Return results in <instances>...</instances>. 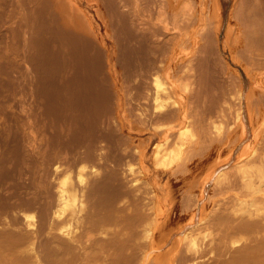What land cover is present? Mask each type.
<instances>
[{"label":"bare ground","instance_id":"bare-ground-1","mask_svg":"<svg viewBox=\"0 0 264 264\" xmlns=\"http://www.w3.org/2000/svg\"><path fill=\"white\" fill-rule=\"evenodd\" d=\"M7 1L0 14L6 3L10 14L20 11L30 46L46 37L49 69L44 82L30 63L29 75L22 72L31 79L21 77L30 91L22 83L18 96L27 123L4 116L12 96L0 92V264H264V127L227 168L219 159L247 125L264 120V0H236L224 25L223 16L185 10L168 19L159 7L151 20L174 30L178 46L183 27L208 25L187 57L145 28L147 0L103 3L112 13L111 48L85 14H64L50 0H17L15 11ZM137 128L149 134L135 143L126 131ZM208 169L216 171L212 195L201 188ZM144 170L151 181L139 177ZM164 171L165 198L178 191L180 215H198L173 246L161 240L172 212L158 207L154 191Z\"/></svg>","mask_w":264,"mask_h":264},{"label":"rangeland","instance_id":"rangeland-1","mask_svg":"<svg viewBox=\"0 0 264 264\" xmlns=\"http://www.w3.org/2000/svg\"><path fill=\"white\" fill-rule=\"evenodd\" d=\"M13 1V2H12ZM9 0V2L8 3H12L15 7H14V9H16V6H17V0ZM148 1L149 0H147V2H146V5H145V8H146V15H145V17L148 15V17L150 18V20L148 21V19H147V21H145L146 22V24H145V28L147 29V30H152V31H154L153 29H155V31H156V33H157V35L159 36L158 37V39H157V41H160L161 43H163V44H165V45H168V43H170L169 41H172L170 44H172L173 43V41H174V43H173V45H175V47H177V50H176V56L178 57H180V56H182L183 54L185 55V53H186V57L187 56H190V51L192 50V46H194L195 44L193 43V41H192V37L194 36V34H196L201 28H204V27H208V25L207 26H205V23L203 24L201 21H196L195 23H191L190 25H187V27H183V30H184V32L185 33H187L186 35V41L184 42V43H182V45H177V42H176V39H175V36H176V32L174 31V30H171V31H169V30H165L163 27H162V24L161 23H157V24H153V22H152V20H154L155 21V15H156V17H157V12L159 11V7H161V9H162V7H164L165 9V16L168 18V16L167 15H174L175 13L176 14H179V12H180V14H181V12L183 11V10H185V11H183L182 12V14H184V12H185V14L186 15H188L189 14V16H191V17H196L197 15V17H201V18H205V16H207V17H209V16H211L212 14V19L214 18V17H216L217 18V16L218 17H220V16H223L224 17V19H223V25L225 24V22H227V16H229L230 14H233V10H234V5H235V3H237V1L236 0H156V2L155 1H153V0H150L149 1V3H148ZM152 1V2H151ZM215 1V2H214ZM50 2L53 4V5H56V6H59L61 9H63V11H64V14H75V15H78V16H82L83 14H85V15H87V16H89L90 18H91V21H93V25H94V27L97 25H99L98 27L101 29V30H99V32L101 33V35L102 36H106L107 37V35H108V33L110 34V36L112 37H114V32H113V30L111 29L112 27L109 25V21L108 20H106V19H109L108 17L107 18H105L108 14H112L111 13V10H109V8H108V10H109V12L106 10V8H105V6L107 7L108 5H107V1L106 0H50ZM165 2H166V4H165ZM186 2H187V4L191 7H189L187 4H186ZM103 3H106L105 4V6H104V4ZM160 3H161V5H160ZM103 4V5H102ZM186 4V5H185ZM102 5V6H101ZM148 5V6H147ZM183 5H185V6H183ZM8 6H12L11 4H8L7 5V3H6V7L8 8H6L5 7V10H6V12H1V16H0V81H2V82H4L3 84H4V86L6 87V88H4V87H2L3 85H1V87H2V89H0V92H4L3 93V95L4 94H7V91H8V94L7 95H11L9 98V102L7 103V106H10V104H11V108L10 107H7L6 106V113L4 112V116L6 117V118H9V117H11L12 119H14V118H16L17 117V119H19V120H16L15 122L17 123V121H18V123H27L28 122V117H27V111H28V109H27V111L26 112H24V111H21V99H18L19 97L18 96H20L19 95V93H21V92H19V90L21 91V87H20V85L22 84V83H24L23 85L25 86V89H26V91L28 92V91H30V83H31V79H29L30 77L29 76H27V75H29L27 72H26V69H25V67L27 66V65H29V63H30V69H34V68H37V69H35L36 71H37V73L40 71H42L41 73V75H38L37 73H34V74H37V76L39 77H36L35 75V78H36V80L37 79H41V77H43V76H48V66L47 67H44L43 65L45 64V59H46V55H43V54H45L46 53V51H43V49L45 48V47H47V46H45L46 44L45 43H47V42H45L44 43V41H46V37L44 36V34H40L39 36L42 38V40H40V37H38L39 39H36V41H34L35 42V44H34V42L32 41V45L30 46L29 44H31L30 43V41H31V39H29V38H26V40L29 42H26V40L24 39V36L26 37L27 35L30 37L31 35H29L30 34V28H29V26H28V28H27V25H25V24H21V23H25L24 21H22V15H21V13H17V12H20V11H17V9H19V8H17L15 11H17V12H15V14H10V11L8 12V10H11ZM13 7V6H12ZM17 7H19V6H17ZM103 7H104V9H103ZM109 7V6H108ZM152 7V8H151ZM28 8V7H27ZM29 10V9H28ZM103 10H105L106 12L104 13V11ZM125 11H126V13L125 14H129V10L127 9H125ZM124 11V12H125ZM29 12V11H28ZM149 12H150V14H149ZM156 12V13H155ZM6 13V14H5ZM9 13V14H8ZM159 13V12H158ZM19 16H18V15ZM103 14V15H102ZM194 14V15H193ZM214 14H216L217 16H214ZM228 14V15H227ZM91 15V16H90ZM104 16L103 18H102V16ZM159 15V14H158ZM170 15H169V17H170ZM196 15V16H195ZM6 18H5V17ZM13 16V17H12ZM109 16V15H108ZM165 16H163V14H162V17H165ZM3 17V18H2ZM10 17V18H9ZM148 17H146V18H148ZM172 17V16H171ZM196 17V18H197ZM152 19V20H151ZM169 19V18H168ZM102 20H104V21H102ZM226 20V21H225ZM18 21H19V24H18ZM106 22H107V24H106ZM5 23V24H4ZM97 23V24H96ZM104 23V24H103ZM11 24V25H10ZM96 24V25H95ZM152 24V25H151ZM14 25V26H13ZM18 25V26H17ZM101 25H103V27H101ZM105 25V26H104ZM106 25H107V28H106V31H107V34L105 33L106 31H105V27H106ZM149 25V26H148ZM24 26H26V27H24ZM147 26H148V28H147ZM18 27V28H17ZM98 27H96V28H98ZM109 27V28H108ZM14 28V29H13ZM21 28V29H20ZM225 28V27H224ZM223 28V29H224ZM11 29V30H10ZM26 29V30H25ZM27 31V33H25L24 34V32L23 31ZM14 31V32H13ZM22 31V32H21ZM29 31V32H28ZM105 31V32H104ZM158 31V32H157ZM12 33V34H11ZM102 33H104V35L102 34ZM14 34V35H13ZM17 34V35H16ZM22 36H21V35ZM13 35V36H12ZM42 35V36H41ZM7 36V37H6ZM16 36V37H15ZM44 36V37H43ZM109 35H108V37H109V42H108V46H109V48H111L112 46H111V44H113V41H111V37H110ZM19 37V38H18ZM107 37V38H108ZM23 38V39H22ZM2 39V40H1ZM114 38H112V40H113ZM25 40V41H24ZM42 42V45H44V46H42V45H40V44H38V47H36V43H39V42ZM165 41V42H164ZM167 41H168V43H167ZM28 43L27 45H26V43ZM44 43V44H43ZM23 44H24V46H23ZM169 44V45H170ZM34 45V46H33ZM28 46H30L31 48H32V50H31V48L30 47H28ZM41 46V47H40ZM44 47V48H43ZM35 48H37V49H39V48H41V49H39V50H34ZM179 49V50H178ZM33 50H34V53H36V54H33ZM44 50H46V48L44 49ZM36 51V52H35ZM40 53H39V52ZM43 51V52H42ZM31 52V53H30ZM33 54V55H32ZM31 55L35 58V56H37L35 59L34 58H32L31 57ZM30 57L32 58V59H30ZM25 58H27L28 60H29V62L27 61V59L25 60ZM38 58L40 59L39 61H38ZM25 60V61H24ZM31 60H33L32 61V63L34 62V64L33 65H31ZM37 60V61H36ZM14 63H13V62ZM26 61L28 62V64L26 63ZM10 62H12L11 63V65L9 64ZM36 62V63H35ZM44 64H43V63ZM5 63V64H4ZM21 63V64H20ZM18 64H20V65H18ZM2 65V66H1ZM8 65V66H7ZM39 65H41V66H39ZM15 66H17V67H15ZM38 66L39 67H41L40 69L41 70H39V68H38ZM3 67V68H2ZM15 68V69H14ZM46 68H48V69H46ZM6 69V70H5ZM23 69V70H22ZM46 69V71H45V73H43L44 71L43 70H45ZM12 70V71H11ZM35 71V72H36ZM22 72H25V74H27L26 76L28 77V78H26V76H25V74L24 73H22ZM7 73V74H6ZM19 74V75H18ZM43 75V76H42ZM23 76V77H22ZM46 76V77H47ZM25 78L26 80L28 79V80H30L29 82H27L25 79H23L22 80V78ZM46 77H45V80H46ZM44 78V77H43ZM17 79V80H16ZM19 80V81H18ZM44 79H41V81H43ZM44 80V81H45ZM8 81V82H7ZM24 81V82H23ZM43 81V82H44ZM1 82V83H2ZM7 82V83H6ZM10 82H12V84L10 83ZM26 82V83H25ZM0 83V84H1ZM10 83V84H9ZM34 84V86H35V88L38 86V83H36L35 84V81L33 82ZM13 85H14V90H12L13 89ZM17 85V86H16ZM28 85V86H27ZM12 88V89H10V87ZM20 87V88H19ZM28 87V88H27ZM4 88V89H3ZM7 88H9L8 90H7ZM6 89V90H5ZM12 90V92H13V94L10 92ZM25 91V92H26ZM14 94H18L17 96H15ZM29 95H31V94H27L26 96V98H25V100L23 101V104H27V106L28 105H30L31 103H29V101L30 102H33L32 100H34V98H31L32 97V95L30 96V98H29ZM0 96H2L1 95V93H0ZM12 98H13V100H12ZM16 98V99H15ZM31 99V100H29V99ZM20 100V101H19ZM27 101V102H26ZM25 102V103H24ZM29 103V104H28ZM9 104V105H8ZM33 104V103H32ZM13 105V106H12ZM18 105H19V107H18ZM8 108H10L9 110H8ZM19 108H20V110H19ZM28 108V107H27ZM14 109V110H13ZM12 114H11V113ZM14 112V113H13ZM19 112H21V113H19ZM9 113V115H7ZM16 113V114H15ZM26 115H25V114ZM14 114V115H13ZM19 114V115H18ZM11 115V116H10ZM21 115V116H20ZM14 117V118H13ZM22 119V120H21ZM259 121H258V123H253L252 125H247L246 127H245V129L246 130H248V131H246L245 130V132H244V134H245V136L244 137H242L243 135H241V137L240 138H242L241 140L239 139L237 142V146L235 145V146H231L232 147V149H231V147L229 148V149H227L228 150V153H227V151L225 150V153L223 152L222 154H221V156L219 157V159L222 161H224V160H226V162L227 163H224L223 161V163L221 164V162H220V164L223 166V164H224V166L225 165H230V164H232L233 162L232 161H236V160H238L239 158H237L238 156H237V154L238 155H240L241 153V149H244V150H242L243 152H245V149L247 148L246 146L243 148L242 146L243 145H247L246 144V140H249V139H252L253 138V133H255V131H256V133L257 132H259V130H261V128L262 127H264V126H262L263 125V123L262 122H264V120H262L261 119V117H259ZM24 120H27V121H24ZM21 121V122H20ZM37 121H39V119L37 120ZM262 121V122H261ZM259 122H261V123H259ZM254 124H256L255 126L257 127V129H258V131H257V129L255 128H253L254 127ZM27 125V124H26ZM249 126V127H248ZM138 130H136V129H134V130H128V131H126V133L129 135V136H131V137H133L134 138V140H135V143H137V139L139 140L140 138L142 139V138H145L146 136H148V134H149V131H147L146 129V131L145 130H143V128H137ZM240 129V128H239ZM251 129V130H250ZM255 130V131H254ZM253 131V132H252ZM252 133V134H251ZM252 137V138H251ZM248 138V139H247ZM240 141V142H239ZM244 141H245V143H244ZM244 143V144H243ZM239 144L241 145V146H239ZM152 146V145H151ZM240 148H239V147ZM235 147V148H234ZM238 147V148H237ZM235 150H234V149ZM151 147L149 148V153H150V151H151ZM248 149V148H247ZM247 149H246V151H247ZM232 150V153L230 152L229 153V151H231ZM234 152H236V153H234ZM242 152V153H243ZM148 153V154H149ZM230 156H229V155ZM237 156L235 159H234V157L235 156ZM231 156H234L233 158L231 157ZM239 157H241V156H239ZM227 158L229 159V158H231V159H229L228 161H229V163H228V161H227ZM218 159V160H219ZM230 162H232V163H230ZM151 164V162L149 163L148 161L147 162H145V165H146V167L145 168H148V169H150L149 167H151V169L150 170H152L153 169V164L152 165H150ZM224 166L223 167H221V168H224ZM227 166H225V168H227ZM212 167V169L214 168V167H216L215 165H214V167L213 166H211ZM211 167H210V170H211ZM155 170H158V171H160L159 169H155ZM214 170H218V167H216ZM145 171V170H144ZM143 171V172H144ZM207 171V170H206ZM203 172L201 175H200V178L201 179H203V182H204V184H206V186L204 185H202L201 186V188L203 187V190H207L208 192H206V191H204V193L206 192V194L205 195H208V193H209V195H212L211 193H213V189H212V186L211 185H213V182H214V177H215V175H216V171H209V169H208V171L207 172ZM161 172V171H160ZM167 172V171H166ZM165 171H164V175L161 173L160 174V176H159V181L160 182H158L157 184V186H155V188H154V191H155V189L157 188V190L155 191V193L157 194V196H159V199H160V201L158 202V207L161 209V210H163L164 212L165 211H168L169 212V210H171V212L172 213H170V217L169 218H171V222H169L166 226L168 227H165V229H164V233H165V238H164V240L163 239H161L162 241H164V244H167V246H171L172 245V243H173V241H174V243H173V245H176L177 244V242L179 243L180 242V240H181V236L185 233V230L186 231H188V228H190L194 223H195V221H197V218H198V215H196V211H195V209H194V211H193V209L191 210L192 212H190V213H188L187 214V212L186 213H184V214H182L183 215V217H182V215H180V210L178 209L177 210V208H178V204H179V199H180V197L178 198V196H180V193H178V191H176V190H173L172 189V191H173V193L175 192V193H178V194H173L174 195V197L175 198H173V199H168V197H166L165 198V190L163 191L162 190V186L163 185H165V182L166 181H168V177H167V174L168 173H166ZM148 175H147V171H145L144 173H141V175L139 176L141 179H145V180H149V181H151V178L150 177H147ZM162 176V177H161ZM162 181H161V180ZM165 179H167V180H165ZM205 179V180H204ZM201 181V180H200ZM205 181H207V183L205 182ZM164 182V183H163ZM170 183H174V181H170ZM162 186H161V185ZM161 186V187H158V186ZM174 187H176V186H174L173 185V188ZM204 187H206L207 189H205ZM211 187V188H210ZM198 188V187H197ZM195 189L194 191L196 192V193H199V191H203L202 189L201 190H199V188L198 189ZM210 189H211V191H210ZM165 199V200H164ZM169 200V201H168ZM171 200H176V201H178L177 202V205H175L176 204V201H175V203H174V201H173V203L172 202H170ZM166 201V202H165ZM168 201V202H167ZM163 202V203H162ZM169 202H170V204L172 203V205H173V207L171 208L170 206L171 205H169ZM168 203V204H167ZM160 205V206H159ZM169 205V206H168ZM168 207V208H167ZM170 207V208H169ZM176 207V208H175ZM210 207V206H209ZM173 210V211H172ZM176 210V211H175ZM174 212V213H173ZM177 212H178V214H177ZM180 212V213H179ZM194 212V213H193ZM174 214V215H173ZM192 215L193 214V216H195V217H193V216H191L190 217V215ZM172 215V216H171ZM185 215V216H184ZM187 215H189V216H187ZM177 217V218H176ZM180 219H179V218ZM190 217V218H189ZM194 219H193V218ZM163 218V217H162ZM162 218L160 217L159 219L160 220H162ZM174 218V219H173ZM192 218V219H191ZM159 220V221H160ZM176 221V222H175ZM193 222V223H192ZM189 223V224H188ZM170 225V226H169ZM176 226V227H175ZM178 227V228H177ZM174 228V229H173ZM172 229V230H171ZM176 229V230H175ZM180 229V230H179ZM175 230V231H174ZM174 231V232H173ZM170 232V233H169ZM166 234L167 235H169V237L168 236H166ZM181 235V236H180ZM177 236V237H176ZM174 237H176V238H174ZM169 238V239H168ZM177 238H179V239H177ZM168 239V240H167ZM175 239V240H174ZM178 241H177V240ZM171 240V241H170ZM175 241H176V243H175ZM172 245V246H173ZM152 257V256H151ZM158 262H164V261H162V260H164V259H162L161 258V261H160V258H158V259H156Z\"/></svg>","mask_w":264,"mask_h":264}]
</instances>
